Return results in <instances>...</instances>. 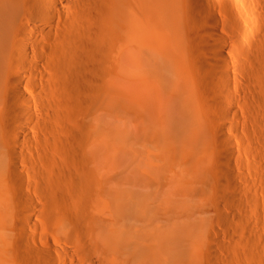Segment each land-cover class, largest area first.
Masks as SVG:
<instances>
[{
  "label": "bare ground",
  "instance_id": "bare-ground-1",
  "mask_svg": "<svg viewBox=\"0 0 264 264\" xmlns=\"http://www.w3.org/2000/svg\"><path fill=\"white\" fill-rule=\"evenodd\" d=\"M223 13L235 26L234 41L241 36L255 51L245 62L253 70L226 56ZM260 23L264 0H0V264H209L208 235L182 233L181 221L188 205L203 199L202 183H213L206 163L214 137L227 163L228 182L218 183L241 188L234 144L223 139L227 122L239 129L238 106L264 94ZM183 30L206 55L195 56L205 71L190 70L196 58L188 60L187 48L191 65L182 57ZM43 116L57 127L61 153L49 190L38 189L46 208L72 199L67 169L77 161L98 176L89 196L104 204L103 212L58 217L59 227L78 231L57 233L58 240L26 231L37 226L36 205L25 194L34 184L31 170L52 165L41 144L51 140L39 126ZM90 180L82 174L80 183ZM15 190L24 194L23 214L31 213L19 224ZM124 213L146 228L120 225Z\"/></svg>",
  "mask_w": 264,
  "mask_h": 264
},
{
  "label": "rangeland",
  "instance_id": "rangeland-1",
  "mask_svg": "<svg viewBox=\"0 0 264 264\" xmlns=\"http://www.w3.org/2000/svg\"><path fill=\"white\" fill-rule=\"evenodd\" d=\"M185 13H186V15H189V10L187 7L185 8ZM221 21L224 22L225 26H227L228 28L231 27L230 30L232 31V32H230L227 27L225 29H223V31H222L223 34L228 39V43H229L228 48H226V50H224L226 56L231 59V61L234 65L236 62H238V65L243 63V64H246L247 70H250V69L253 70L254 67H252L250 64H247L245 62L247 59V55L249 53H251L250 55L253 54V59H255L254 58L255 57V54H254L255 51H252V48H250L248 46V44L245 43L246 40L242 39L243 37H241V36H240L239 42L234 41V31L232 29H235V26L229 25L230 22H229L225 13L221 14ZM260 24L262 25L261 31H262V33H264V24L263 23H260ZM182 28L183 27H181V28L178 27L177 30L182 29ZM184 28H185V30H187V32L189 30V35L187 34L186 31L184 32V30H183V32L185 34L184 37H183V35L182 36L178 35L180 37V41H182V42H180V45L183 44L180 46L181 50L178 47V49L181 51L180 53L182 54V57L187 61V63H188V60L190 61L192 58L195 59L196 57H198L200 59L203 56L205 57L206 55H204L203 52H202L203 56L201 54H198V53H200V51L198 52L195 48L196 46H195L194 42L190 41V39H191L190 34L192 33V29L185 27V26H184ZM186 28H188V29H186ZM180 31H179V33L182 34ZM235 31H236V29H235ZM186 35H188V37L190 39L186 38ZM252 37L253 36H251V38ZM254 37L256 38L257 36L255 35ZM183 39H184V41H183ZM260 44H261V42H260ZM182 46H184V47H182ZM263 46H264V43H263ZM182 48H185V49L187 48V50L189 52L187 50H186V52L185 51L182 52L183 51ZM248 48L250 49V51ZM194 49H195V51H194ZM262 49H263V47H262ZM196 51H197V53H196ZM187 52H188V57H189V55L191 56V58L188 60H187ZM197 54H198V56H197ZM200 55H201V57H200ZM194 61L193 62L196 63L197 68L194 65L193 67L195 69L194 68L191 69V66H190L189 68L191 71H205L204 68H203L204 70L202 68H198L199 66L200 67H202V66L199 65V63L197 62V58ZM189 64H190V62L188 63V65ZM197 65H199V66H197ZM259 94H260V92H259ZM251 101L248 103L249 105L244 101L245 104L243 103L242 108H241V106L240 107L238 106V109L240 110V112L238 110V112L240 114V119H241L240 122L242 121L238 126L239 127L238 130H236L234 128L235 126L233 127L234 124H232L231 121L227 122L228 124L225 123V124H227V125H225L226 133H227L226 136H228V137L223 139V141L224 140H226V141L230 140L234 144V148H235V152H236L237 157H236L235 161L232 163V165H233L234 169L236 170V173L238 176L237 182L240 183L238 185H240L241 188L239 186L238 187L240 189L237 188V185H236L235 188L237 190L233 189L235 185L231 186L230 184H229V186L226 185V186H228V188H226L224 185H223L224 186L223 187L220 184V182L218 183L219 179L222 177H223L222 179L225 183H226V180L228 182V179H226L224 177V174L222 173L224 166H226L227 163L224 160H222V158L219 157V155H218L219 153H221V151H223L225 149V146L223 145L224 146V148H223L222 143L219 142V139L214 137L211 140V144H212L211 149H212V152H214V154L212 155V152H211V155L207 158V163H206V167H207L206 170L207 171L210 170V173L209 172L208 173L210 174V177L212 178L213 183L209 184L210 182H208V184L203 185V183H202V186L200 185L201 188L203 187V192H204L203 199H199V200H197L198 202L196 201L195 203H190L188 205L189 208H187L188 210L182 219L184 222L181 221L182 228L184 229V230H182V233H186V232L187 233H206L208 235L209 238L206 241L207 244L204 246L207 249L211 248L212 252H213V256L211 255V259H210L209 264H255V263L256 264H264V132H263L264 131V124H263L264 123V120H263V118H264V102H263L264 101V94L263 93H262V95L260 94L259 101H258V99H256L254 102L252 101L254 107L252 106V104H250V103H252ZM255 104H256V106H255ZM243 106H244V108H243ZM247 107L248 108L250 107L249 109H251V110L256 107L257 112H256V110L254 112V110L250 111L249 109H245ZM261 112H263V113H261ZM252 114L255 115L254 117H256V115H257V118H254ZM258 114H259V117H258ZM260 115H262L263 117L261 116L262 118H260ZM259 119H261V120H259ZM41 120L42 121H40V119H39V121H40L39 126L41 129L44 130L42 132V134L44 132H46L45 134L46 135L49 134L48 137L51 138L49 144H44V143H41V144L43 146H45L46 148L48 147L47 150L49 151V155H50V159H51L50 161H51L52 165H50L51 167L50 166L47 167L46 166L47 164L45 166L44 165L38 166V168L40 167L39 169H37V167H36V169L39 170L40 174H44V175H42V178L40 177L41 175L38 174L39 172L36 171V169L34 171H32L34 168L31 170L32 174L30 172V174H31L30 182L31 183L34 182V184L33 183L31 184L33 191L30 188V189L25 190L27 193H25L24 191L23 192L25 194H28L29 196H31V198L34 200V205H36V206H33V207L31 206L32 211L33 210L35 211V212L33 211L35 215L32 216L33 217L32 219L36 222L37 226H36V228H31V227L27 226L28 228L26 227V231L30 235L31 234L41 235L42 233H45L50 238H52V239L57 238V240H58L57 233H78V231L71 226L70 227L67 226V228H65V229L62 227H59L60 222H57L58 217H64L68 220H74V218L76 217V214H79L83 210V208H87L90 210L92 209L95 212H103L102 209L104 208V204L101 203L100 201H97V199L95 197L89 196V194L94 193V191L96 189H98V186L100 184L98 176L94 173H91V171H90L91 165L83 166L80 161H77L75 164L72 163V165L69 166L70 168L67 169L68 174L71 176V180L68 181L69 183L68 182L66 183V187L70 188V190H69L70 193L72 192V190L74 191L71 193L72 199L68 203H63L64 206L59 205L62 207L57 206V207L53 208V207L48 206V209L46 208L47 205L45 206V201H43L44 196L42 193H40L38 191V189L43 188V189L49 190V188H47V187L50 186L51 180L55 177L52 168L54 167V164L58 161L57 159L60 160L61 153H60V148L58 145L59 138H58L56 125H53V124L47 122L45 120V116H43V118L41 117ZM256 120H257L258 124L260 123L259 125L256 123ZM43 121H46V123H44ZM41 122H42V124H41ZM53 128L54 129L56 128V129L54 130ZM54 131H55V133H54ZM32 135H33V133H32ZM35 135H36V133L34 132L33 136H35ZM56 140L58 143L56 142ZM118 142H120V140H118ZM51 144L53 145V148H52ZM29 145H30V147L32 146L31 144H29ZM213 145H215L214 146L215 148L213 147ZM120 146H121L120 149L122 151L123 150V144L121 143ZM213 148L215 151H213ZM26 150H29V149L26 148ZM26 152L30 153L29 151H26ZM35 157L37 158L36 154H35ZM55 160H56V162H55ZM124 161L122 162V165H121V173L124 171V167H126ZM220 165H221V167H220ZM46 167H47V170H46ZM219 169H221V170H219ZM71 170H73V172H71ZM44 171H46V172H44ZM74 172H76V173H74ZM71 173H73V174L71 175ZM218 173H219V175H218ZM82 174H85L88 176H90V174H91V180L88 182V184H89L88 187H86V186L84 187L80 183V178H81ZM92 175H93V177H92ZM121 176H120V179H121ZM212 176H214V177H212ZM73 177H74V179H72ZM124 179L125 178H124V174H123L122 180H124ZM222 179H220V181H222ZM34 180L36 181V183L39 182L38 185H36ZM41 180L43 181L42 182L43 185H41ZM76 182L78 183L77 185H76ZM123 182H124L123 184L126 185L125 180ZM113 184H114V181H113ZM214 185H217V186H214ZM229 187H231V188H229ZM238 189L241 191H238ZM235 191H238V193ZM234 193H235V196L239 194L238 195L239 197L236 196L237 199H233ZM21 194H22V196L24 195L19 190H17V191L15 190V192H14V197L16 196V207L17 208L20 207V209H18V211H17V218H16L17 219L16 221L18 224L20 222H24L25 219H23V217L29 218L30 214H31V213L27 214L28 213L27 211H26L27 213L24 212V214H23V211H24L23 209H25V208H23L22 205L24 204L23 202H25V199L23 197L20 198ZM17 197H18V199H17ZM215 199H216V201H215ZM217 199H219V200H217ZM231 199H233V201H235V200L236 201L230 202ZM18 200H21V201H19L21 203H19ZM211 200H213V201H211ZM71 201H72V204L75 203V205H71L70 204ZM17 203L21 204L22 207ZM217 204H218V207H217ZM236 204L237 205L239 204V205L237 206ZM21 208H23L22 209L23 211L21 210ZM51 208H53V210H51ZM57 209H59V210H57ZM70 212H72V213H70ZM25 213H26V217L24 216ZM118 220H119L120 225H122L126 229H134V230L139 231L140 229L146 228V224H144V222L142 220H136V222L132 221L131 218H128L127 213H124L121 216H119ZM229 223H231V224H229ZM186 224H188V225H186ZM229 226H231V227H229ZM18 231L19 230L15 231V233H18ZM247 233H249L250 235ZM255 241H258V242H255ZM207 245H208V247H207ZM214 254H215V256H214ZM252 256H254V258ZM254 260H255V262H254Z\"/></svg>",
  "mask_w": 264,
  "mask_h": 264
}]
</instances>
